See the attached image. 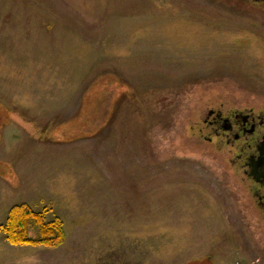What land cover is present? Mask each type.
<instances>
[{"label": "rangeland", "instance_id": "1", "mask_svg": "<svg viewBox=\"0 0 264 264\" xmlns=\"http://www.w3.org/2000/svg\"><path fill=\"white\" fill-rule=\"evenodd\" d=\"M261 7L0 0V226L26 204L65 231L56 248L0 232V264H264L197 137L207 103H264Z\"/></svg>", "mask_w": 264, "mask_h": 264}, {"label": "flooded vegetation", "instance_id": "2", "mask_svg": "<svg viewBox=\"0 0 264 264\" xmlns=\"http://www.w3.org/2000/svg\"><path fill=\"white\" fill-rule=\"evenodd\" d=\"M244 1L264 6V0ZM223 99L204 106L197 137L212 145L219 162L231 169L241 190L244 217L259 222L264 231V103Z\"/></svg>", "mask_w": 264, "mask_h": 264}, {"label": "trees", "instance_id": "3", "mask_svg": "<svg viewBox=\"0 0 264 264\" xmlns=\"http://www.w3.org/2000/svg\"><path fill=\"white\" fill-rule=\"evenodd\" d=\"M264 12V6L260 8ZM46 211L35 212L26 204L11 207L0 232L13 246H44L56 248L65 240V231L60 219L46 221Z\"/></svg>", "mask_w": 264, "mask_h": 264}]
</instances>
